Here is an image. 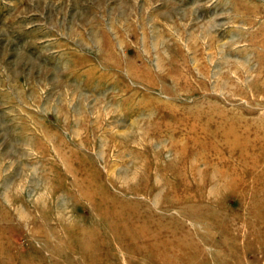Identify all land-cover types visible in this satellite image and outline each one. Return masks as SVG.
<instances>
[{
    "label": "rangeland",
    "instance_id": "obj_1",
    "mask_svg": "<svg viewBox=\"0 0 264 264\" xmlns=\"http://www.w3.org/2000/svg\"><path fill=\"white\" fill-rule=\"evenodd\" d=\"M0 264H264V0H0Z\"/></svg>",
    "mask_w": 264,
    "mask_h": 264
}]
</instances>
